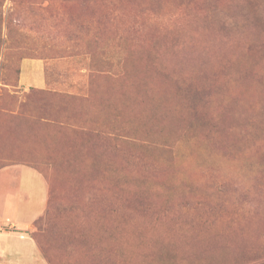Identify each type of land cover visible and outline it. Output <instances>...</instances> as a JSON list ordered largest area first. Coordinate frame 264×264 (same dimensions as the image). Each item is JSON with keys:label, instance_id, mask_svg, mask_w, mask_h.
Masks as SVG:
<instances>
[{"label": "rangeland", "instance_id": "obj_1", "mask_svg": "<svg viewBox=\"0 0 264 264\" xmlns=\"http://www.w3.org/2000/svg\"><path fill=\"white\" fill-rule=\"evenodd\" d=\"M0 171L53 264H264V0H0Z\"/></svg>", "mask_w": 264, "mask_h": 264}, {"label": "crops", "instance_id": "obj_2", "mask_svg": "<svg viewBox=\"0 0 264 264\" xmlns=\"http://www.w3.org/2000/svg\"><path fill=\"white\" fill-rule=\"evenodd\" d=\"M27 66H29L28 69L32 70V74L33 71H35L34 75L38 73L36 76L32 75L28 80L32 82H38L39 86H45L47 82L45 73L43 74V65H39V63H35L33 61ZM40 69L42 71V75L40 74ZM20 168L21 167H18V170ZM9 173H6L5 175L10 176L11 174ZM20 175L21 169L19 170L18 174H14V179H16V177ZM9 196L7 195L6 203L14 209L15 213L18 216L17 218L15 217L13 219L10 218V222L15 225L12 227L10 225H5L4 227L3 222L0 221V264H49V262L41 252L36 240L31 235L30 230L33 222L45 211L47 206V199L45 200L44 198V204L38 209L31 208V212H33L32 214L27 216V218L23 213L26 211L30 212L29 209H26L27 206L22 205V202L20 201L16 193L11 197Z\"/></svg>", "mask_w": 264, "mask_h": 264}, {"label": "trees", "instance_id": "obj_3", "mask_svg": "<svg viewBox=\"0 0 264 264\" xmlns=\"http://www.w3.org/2000/svg\"><path fill=\"white\" fill-rule=\"evenodd\" d=\"M34 225H35V226L37 225L36 227L39 229V225H38V221H37V219L34 221ZM40 247H41V245H40ZM41 250H42L41 252L43 253V255L47 257V252H46V250H45L44 248H42V247H41ZM46 257H45V258H46ZM47 258H48V257H47ZM48 260H49V259H48ZM49 262H50V261H49ZM50 264H53V263L50 262Z\"/></svg>", "mask_w": 264, "mask_h": 264}]
</instances>
